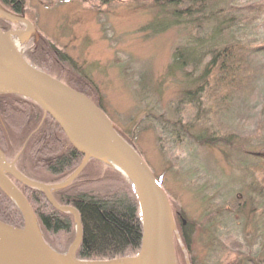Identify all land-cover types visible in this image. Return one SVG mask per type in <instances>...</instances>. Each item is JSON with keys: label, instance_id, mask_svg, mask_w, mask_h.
<instances>
[{"label": "rangeland", "instance_id": "1", "mask_svg": "<svg viewBox=\"0 0 264 264\" xmlns=\"http://www.w3.org/2000/svg\"><path fill=\"white\" fill-rule=\"evenodd\" d=\"M159 1L25 0L34 30L12 40L25 57L41 45L60 51L64 76L88 81L94 100L133 141L169 199L177 264H264V200L249 172L257 153L264 154V80L224 117L228 143L213 146L216 125L201 119V109L181 104L192 87L173 61L176 48L197 33L193 25L176 24V9ZM255 19L248 30L264 44V14ZM0 21L11 23L6 32L26 30ZM203 134L209 144L199 143Z\"/></svg>", "mask_w": 264, "mask_h": 264}, {"label": "trees", "instance_id": "2", "mask_svg": "<svg viewBox=\"0 0 264 264\" xmlns=\"http://www.w3.org/2000/svg\"><path fill=\"white\" fill-rule=\"evenodd\" d=\"M98 1L106 4L110 0ZM247 1H159L160 7L176 9L171 13L176 24L193 25L197 33L189 44L176 48L173 61L175 68L186 73V84L192 87L183 93L181 104L191 111L201 109V119L209 117L216 125L213 146L228 143L224 117L252 98L264 80V44H258L248 30L255 18L264 14V0L249 5ZM0 4L25 16V0H0ZM0 26L5 32L11 29L9 21H0ZM43 46L34 56H24L27 62L84 94L103 110L94 100L88 81L64 76L67 70L58 63H63L65 56L54 46ZM53 66L59 73L53 72ZM119 134L136 149L129 137ZM205 137L203 134L199 143L209 144ZM0 150L9 163L16 161L24 176L45 185L66 181L84 160L56 121L33 101L13 94H0ZM257 156L258 165L249 172L254 179L252 189L264 200V154ZM11 179L33 209L45 243L57 253L67 254L76 237L74 217L53 208L41 191ZM53 197L80 215L83 236L76 253L79 260L107 261L139 254L143 228L139 202L132 184L117 170L90 160L80 176L67 188L54 191ZM240 205L238 201V209ZM0 221L24 227L21 211L1 188Z\"/></svg>", "mask_w": 264, "mask_h": 264}, {"label": "water", "instance_id": "3", "mask_svg": "<svg viewBox=\"0 0 264 264\" xmlns=\"http://www.w3.org/2000/svg\"><path fill=\"white\" fill-rule=\"evenodd\" d=\"M1 18L23 23L26 30L5 32L0 26V94L18 95L36 103L46 116L57 122L84 160L66 181L45 185L24 176L16 168V161L9 163L0 150V188L17 205L24 219L23 228L0 221V264H177L174 248L177 224L169 199L146 161L91 99L31 66L13 46V37H29L34 30L25 16L14 14L0 4ZM90 160L117 170L134 187L143 227L137 256L107 261L76 257L83 236L80 215L73 207L59 205L53 192L70 186ZM11 178L41 191L56 210L74 215L77 234L67 254H59L45 243L33 209Z\"/></svg>", "mask_w": 264, "mask_h": 264}, {"label": "bare ground", "instance_id": "4", "mask_svg": "<svg viewBox=\"0 0 264 264\" xmlns=\"http://www.w3.org/2000/svg\"><path fill=\"white\" fill-rule=\"evenodd\" d=\"M13 46H16V47H17V44L14 42V43H13Z\"/></svg>", "mask_w": 264, "mask_h": 264}, {"label": "flooded vegetation", "instance_id": "5", "mask_svg": "<svg viewBox=\"0 0 264 264\" xmlns=\"http://www.w3.org/2000/svg\"><path fill=\"white\" fill-rule=\"evenodd\" d=\"M23 16V15H22Z\"/></svg>", "mask_w": 264, "mask_h": 264}]
</instances>
